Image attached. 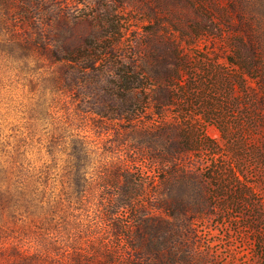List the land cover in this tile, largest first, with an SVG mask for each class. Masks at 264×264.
Returning a JSON list of instances; mask_svg holds the SVG:
<instances>
[{"label": "rangeland", "instance_id": "rangeland-1", "mask_svg": "<svg viewBox=\"0 0 264 264\" xmlns=\"http://www.w3.org/2000/svg\"><path fill=\"white\" fill-rule=\"evenodd\" d=\"M177 1L49 0L44 7V21H56L48 41L73 49L83 38L107 39L120 44L118 53L133 70L176 74L166 86L130 95L146 107L148 125L137 131L110 125L107 135L98 118L76 121L74 130L59 127L69 112L56 104L49 112L47 104L48 73L60 64L26 58L2 31L0 158L21 152L38 170L53 163L46 147L52 135L78 132L96 151V164L134 165L151 223L177 224L181 245L163 252L165 262L264 264V0H198L196 9ZM30 34L38 37L35 29ZM178 43L181 61L173 49ZM156 154L181 159L158 169ZM61 175L60 167L52 170L56 194ZM157 198L169 204L166 211L152 210ZM160 229L148 231V238ZM154 240L165 250L160 233Z\"/></svg>", "mask_w": 264, "mask_h": 264}, {"label": "trees", "instance_id": "trees-1", "mask_svg": "<svg viewBox=\"0 0 264 264\" xmlns=\"http://www.w3.org/2000/svg\"><path fill=\"white\" fill-rule=\"evenodd\" d=\"M177 2L193 9L199 5L198 0ZM48 3L0 0V33L9 32L10 42L17 43L26 58L60 64L59 71L48 73L53 87L47 104L49 112L55 104L69 112L70 119L59 127L74 130V122L98 118L107 125V135L114 129L110 125H119L125 132L146 128V107L131 102L130 95L156 84L166 86L176 74L151 76L133 70V64H124V56L118 53L120 44L111 45L107 39L83 38L73 49L58 40L48 41L46 35H53L56 22L51 19L49 24L42 18ZM90 19L98 20L97 16ZM31 29L38 37L30 34ZM22 31L25 36L20 37ZM173 49L183 60L182 46L178 43ZM46 147L53 163L38 170L25 162L21 152L0 158V264H171L162 254L181 245L175 234L177 224L149 221L145 184L141 174L134 173V165L96 164V151L78 132L54 134ZM138 149L143 151L142 142ZM152 158L158 169L176 167L181 159L160 154ZM57 167L62 175L56 194L51 175ZM168 206L157 198L151 207L157 213ZM155 227H162L158 232L165 250L154 240L159 233L148 238ZM171 262L176 264L177 258Z\"/></svg>", "mask_w": 264, "mask_h": 264}]
</instances>
